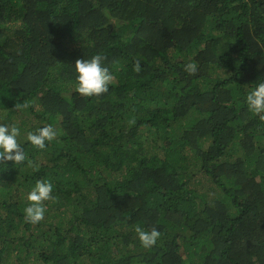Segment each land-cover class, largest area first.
<instances>
[{
  "label": "trees",
  "instance_id": "obj_1",
  "mask_svg": "<svg viewBox=\"0 0 264 264\" xmlns=\"http://www.w3.org/2000/svg\"><path fill=\"white\" fill-rule=\"evenodd\" d=\"M96 55L114 80L83 97L74 63ZM260 82L264 0H0V123L26 154L0 162V264H264ZM42 179L55 199L33 224Z\"/></svg>",
  "mask_w": 264,
  "mask_h": 264
},
{
  "label": "clouds",
  "instance_id": "obj_2",
  "mask_svg": "<svg viewBox=\"0 0 264 264\" xmlns=\"http://www.w3.org/2000/svg\"><path fill=\"white\" fill-rule=\"evenodd\" d=\"M102 57L93 56L90 59H78L74 63L76 73L75 91L83 97L98 96L109 89L110 83L114 80V75L107 67L101 63ZM135 71L139 72L140 62L134 65ZM189 73L197 71L195 62L185 66ZM248 109L254 114L264 113V82L256 84L246 96ZM27 107V105H25ZM264 119V117H262ZM21 130L15 124L9 125L0 123V162L11 161L13 164H20L26 160V154L22 145L18 142ZM57 136V131L52 124H47L34 131H28L26 140L35 148L44 149L46 141H52ZM54 185L49 180H38L27 193L29 203L24 208V218L29 223H38L44 218L46 205L45 201L54 200ZM138 240L145 248H150L156 244L160 237V232L156 228L146 231L140 226L135 228Z\"/></svg>",
  "mask_w": 264,
  "mask_h": 264
},
{
  "label": "rangeland",
  "instance_id": "obj_3",
  "mask_svg": "<svg viewBox=\"0 0 264 264\" xmlns=\"http://www.w3.org/2000/svg\"><path fill=\"white\" fill-rule=\"evenodd\" d=\"M192 185H194V189L197 191L198 195H205L206 200H209V198L211 197L209 193V188L211 185L209 184L205 176L200 173L197 174L192 180Z\"/></svg>",
  "mask_w": 264,
  "mask_h": 264
}]
</instances>
